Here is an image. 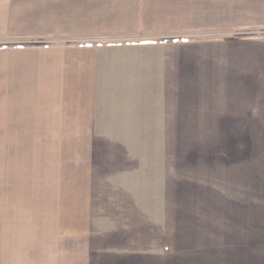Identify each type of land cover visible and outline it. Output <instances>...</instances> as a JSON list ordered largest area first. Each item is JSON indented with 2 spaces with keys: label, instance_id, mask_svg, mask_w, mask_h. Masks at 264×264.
<instances>
[{
  "label": "crops",
  "instance_id": "obj_1",
  "mask_svg": "<svg viewBox=\"0 0 264 264\" xmlns=\"http://www.w3.org/2000/svg\"><path fill=\"white\" fill-rule=\"evenodd\" d=\"M232 16L233 0H0V264L40 226L88 233L90 136L149 135V55L194 84ZM124 192L122 214H147Z\"/></svg>",
  "mask_w": 264,
  "mask_h": 264
},
{
  "label": "rangeland",
  "instance_id": "obj_2",
  "mask_svg": "<svg viewBox=\"0 0 264 264\" xmlns=\"http://www.w3.org/2000/svg\"><path fill=\"white\" fill-rule=\"evenodd\" d=\"M232 18L194 84L162 82L149 55V135L90 136L88 233L40 226L18 264H264V0ZM126 185L147 214L119 210Z\"/></svg>",
  "mask_w": 264,
  "mask_h": 264
}]
</instances>
